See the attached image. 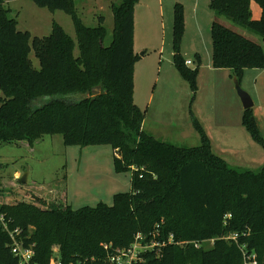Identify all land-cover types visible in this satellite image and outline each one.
Instances as JSON below:
<instances>
[{
    "label": "trees",
    "instance_id": "trees-1",
    "mask_svg": "<svg viewBox=\"0 0 264 264\" xmlns=\"http://www.w3.org/2000/svg\"><path fill=\"white\" fill-rule=\"evenodd\" d=\"M31 1L70 15L77 40L57 23L48 37L20 31L0 0V143L62 134L66 146H110L116 173L131 177L130 191L115 194L112 205L74 209L36 199L1 208L10 229H18L19 239L33 248V263L110 264L142 234L144 243H156L133 264H250V256L264 264V165L239 170L218 155L192 103L199 146L169 144L143 129L145 112L133 97L134 15L140 0L113 7L110 45L104 43V18L97 27L86 26L76 14V0ZM252 1L261 9L259 20L253 19ZM210 7L214 69L231 70L240 82L244 70L264 69V48L219 21L225 17L264 41V0H211ZM183 32V9L176 5L174 58L195 96L198 70L179 57ZM244 112V126L264 149L252 109ZM235 233L237 241L230 238ZM10 245L0 226V264H20Z\"/></svg>",
    "mask_w": 264,
    "mask_h": 264
},
{
    "label": "rangeland",
    "instance_id": "rangeland-1",
    "mask_svg": "<svg viewBox=\"0 0 264 264\" xmlns=\"http://www.w3.org/2000/svg\"><path fill=\"white\" fill-rule=\"evenodd\" d=\"M120 4L121 0H76L75 9L89 27H97L100 18H104L108 30L104 43L110 45L115 36L113 7ZM176 5L184 13L179 57L184 63L192 62L187 65L189 69L198 70L199 92L195 96L178 72L174 58ZM4 6L10 11L9 17L18 22L20 31L30 32L33 37H48L57 23L77 40L73 20L64 11L37 7L31 0H4ZM252 6L253 19L259 20L261 10L255 2ZM211 11L205 0L139 1L134 22V102L145 112L143 128L147 133L163 142L190 148L201 143L190 116L194 97L192 109L205 124L215 152L236 169L257 171L264 165V149L243 124L245 112L233 72L217 71L212 66V39L207 30L213 23ZM222 21L227 28L264 48L259 35L230 20ZM78 53L77 49L75 54ZM31 59L39 67L34 53ZM240 84L251 96L252 116L264 138V69L244 70ZM1 98L4 96L0 90ZM113 159L110 146H66L62 134H43L32 142L0 143V209L33 204L36 199L62 206L70 204L74 209L101 202L112 205L115 194L131 189L130 174L116 173ZM24 176L26 183L22 182ZM136 246L137 252L144 250L140 243ZM210 246L212 242L206 243V247ZM119 262L111 260L110 264Z\"/></svg>",
    "mask_w": 264,
    "mask_h": 264
},
{
    "label": "built area",
    "instance_id": "built-area-1",
    "mask_svg": "<svg viewBox=\"0 0 264 264\" xmlns=\"http://www.w3.org/2000/svg\"><path fill=\"white\" fill-rule=\"evenodd\" d=\"M191 64H192L191 61L186 62V65H191ZM9 223H10V220L7 218L6 214L0 211V226L2 227L3 231L9 235L11 239L10 247H11L12 253L14 254V256H16L19 259L20 264H34L33 258H34L35 252L33 248L26 247L23 244L22 240L19 239L20 231L18 229L11 230ZM238 237H239V234L237 233L232 234L230 236V238L234 241H237ZM137 243H140V245L143 246L142 249L144 250L137 252V249H138V247L136 246ZM196 245H197L196 247H199L198 244ZM154 246L155 244L153 242L151 244L144 243V236L142 234H139L136 236L135 242L132 246H130L127 249H123L121 251V254L117 258H114L112 260H119L120 264H133L135 262L142 261V258L140 257L141 253L151 250ZM122 260H126V261L122 262ZM247 260H250V264H257V262L255 261V256L247 257ZM56 264H61V263L58 260L56 261Z\"/></svg>",
    "mask_w": 264,
    "mask_h": 264
},
{
    "label": "water",
    "instance_id": "water-1",
    "mask_svg": "<svg viewBox=\"0 0 264 264\" xmlns=\"http://www.w3.org/2000/svg\"><path fill=\"white\" fill-rule=\"evenodd\" d=\"M234 83H235L237 95L242 102L244 110L252 109L254 106V103L251 99V96L241 87L240 81L236 76H234ZM22 182L24 183L27 182L26 176L22 178Z\"/></svg>",
    "mask_w": 264,
    "mask_h": 264
},
{
    "label": "crops",
    "instance_id": "crops-1",
    "mask_svg": "<svg viewBox=\"0 0 264 264\" xmlns=\"http://www.w3.org/2000/svg\"><path fill=\"white\" fill-rule=\"evenodd\" d=\"M205 2L206 3H210L211 2V0H205ZM253 2L254 1H252V3H251V9H252V4H253ZM160 5H161V3H160ZM162 6H160V10H162V8H161ZM261 10V9H260ZM198 11V10H197ZM210 13H213V16H212V22H214L215 21V13L213 12V11H211ZM259 16L261 17V11L259 12ZM253 17H254V14H253ZM134 18H135V15H134ZM222 19H224V20H226V21H228L226 18H224V17H222V18H220L219 19V21L222 23L223 21H222ZM223 24V23H222ZM212 25H213V23H212ZM223 25H225V24H223ZM227 26V25H226ZM211 28H212V26H210V28L209 29H207L208 30V32H210V34H211ZM212 45V44H211ZM210 49H211V52H210V56L212 55V46L210 47ZM215 70H217V71H219V70H225V71H231V70H227V69H215ZM199 92V87H198V90H197V93ZM197 93H196V95H197ZM194 96V95H193ZM195 99H196V97H195ZM195 101V100H194ZM193 102V100H191V103ZM191 103H190V108H191ZM193 104H194V102H193ZM213 108V107H212ZM196 115V114H195ZM213 118V117H212ZM202 123H203V121H201ZM212 122H213V120H212ZM214 123V122H213ZM204 124V123H203ZM193 126V125H192ZM204 126H205V124H204ZM194 128V127H193ZM208 128V127H207ZM144 129V128H143ZM205 129H206V127H205ZM195 130V129H194Z\"/></svg>",
    "mask_w": 264,
    "mask_h": 264
}]
</instances>
